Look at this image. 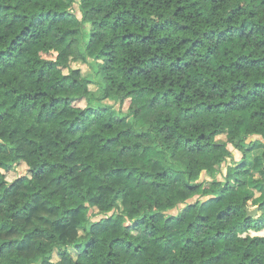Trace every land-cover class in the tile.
<instances>
[{"label":"trees","instance_id":"obj_1","mask_svg":"<svg viewBox=\"0 0 264 264\" xmlns=\"http://www.w3.org/2000/svg\"><path fill=\"white\" fill-rule=\"evenodd\" d=\"M0 182V264H264V0H0Z\"/></svg>","mask_w":264,"mask_h":264},{"label":"rangeland","instance_id":"obj_2","mask_svg":"<svg viewBox=\"0 0 264 264\" xmlns=\"http://www.w3.org/2000/svg\"><path fill=\"white\" fill-rule=\"evenodd\" d=\"M76 1L78 2V0H76ZM74 7L77 9V13L80 16V12L78 11V6L75 5ZM88 24H90V22ZM88 26H90V25H88ZM77 36L79 38H82V34L80 32L77 34ZM59 46L64 50V53H63L64 61L68 62L70 67H72L73 69L76 70L77 74L80 76L81 79H84L85 75L91 71V66L89 65V63L83 61L80 58L75 57L72 48L68 45V40L60 42ZM51 55L55 56L56 54L54 53ZM90 60H92V61L94 60L93 55L92 56L90 55ZM65 71L68 72V68H65ZM88 87L90 90H94L97 92L100 91V86L97 83H88ZM104 102L113 103L115 105L113 107L112 112H116L117 109L119 108V104L116 103L113 99L107 98ZM135 104L137 105V107H139L141 109V113L134 118H133V116L129 117L124 122V125H128V123L130 121H133L134 125L137 128L141 129V128H144L146 126V115L148 114V99L146 96H135ZM228 137H229V132H226V133L218 135L217 139L221 140V141H225L228 139ZM233 152H234L233 158L230 157L225 162H223L222 173L217 174V178L219 180H224L223 174L227 172V166H228V164H230L233 161L232 159L237 161V160H240L243 156V154L238 150H234ZM260 153H261L260 147H256L252 151L248 152L247 163L249 164L251 171L254 170L255 167L257 166L258 156ZM144 159L146 161H150V165H153L155 168L161 167V165H162L160 158L157 156H154V158H153V154H146L144 156ZM26 173H28V168L25 166V164H18L13 170H11L8 173V178H9V180H13L15 177L20 176V175H24ZM178 175H183V174L178 173ZM207 177H209V176H207ZM86 184H87V187L89 188V190L92 192L93 195H95L96 197L101 195V193L98 191L97 184L93 180L89 179ZM3 188H4V183L0 182V195L3 191ZM27 188H28V185L26 183L20 184L19 187L15 190L14 194H17L21 190H24ZM197 197L198 196L196 195V196L192 197L191 199H189L188 201L195 200ZM230 197H231V195H230ZM201 198L206 199L204 197H201ZM127 203H128L127 198H121L120 200H118V208L114 211V214L117 215L119 212L127 211V209H128ZM183 206H184V204H181L180 207H175V208L171 209L169 211V213H177L178 209H180ZM248 206L252 210L257 209L255 212L259 211V206L254 204L252 201L248 202ZM91 211L92 210H89L88 213H90ZM111 213H113V212H111ZM47 215H50L49 212L47 211L45 206L40 204L39 207L34 210V212L32 213V217L30 219H28V222L30 225H32L36 222L45 223ZM85 217H87V216H84L82 218H76L74 220V222L70 225L61 226L59 229L60 235L63 238H66V239L73 241V242H76V241H79L80 239H82V236L79 235V233H78L77 227H78V225H81L84 222ZM124 219L126 221H128L126 218H124ZM263 233H264V230L260 231V232L251 231V234H263ZM0 236L1 237H13V236H19L20 237V234L13 229L0 228ZM178 241H179V239H178ZM20 248H21V251L24 255L25 254H33L35 252V249L33 247L32 242L23 243L20 245Z\"/></svg>","mask_w":264,"mask_h":264},{"label":"water","instance_id":"obj_3","mask_svg":"<svg viewBox=\"0 0 264 264\" xmlns=\"http://www.w3.org/2000/svg\"><path fill=\"white\" fill-rule=\"evenodd\" d=\"M257 209L252 210V213L254 214Z\"/></svg>","mask_w":264,"mask_h":264}]
</instances>
